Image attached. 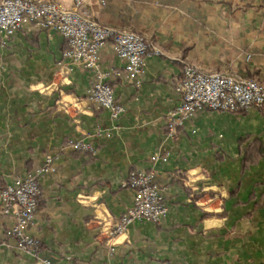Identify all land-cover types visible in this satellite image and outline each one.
<instances>
[{
	"label": "crops",
	"instance_id": "0c3cea01",
	"mask_svg": "<svg viewBox=\"0 0 264 264\" xmlns=\"http://www.w3.org/2000/svg\"><path fill=\"white\" fill-rule=\"evenodd\" d=\"M105 1L111 9L89 0L83 10L103 25L132 29L156 51L139 88L125 81L109 44L100 51L106 82L124 108L114 122L85 99L94 73L63 67L59 34L24 26L0 53V190L48 155L56 167L40 177L29 228L40 240L39 257L59 264H264V114L204 111L175 138L165 131L168 112L181 103L175 88L186 65L264 83V0ZM69 140L90 145V155L61 151ZM154 153L166 162L153 163ZM252 153L255 160L243 166ZM151 169L164 189L166 218L135 221L110 237L133 199L122 182L131 171ZM10 224L0 216V264H41L5 237Z\"/></svg>",
	"mask_w": 264,
	"mask_h": 264
},
{
	"label": "built area",
	"instance_id": "2783aa9c",
	"mask_svg": "<svg viewBox=\"0 0 264 264\" xmlns=\"http://www.w3.org/2000/svg\"><path fill=\"white\" fill-rule=\"evenodd\" d=\"M104 1L98 0L101 5ZM86 3L89 0H72L69 6L60 0H0V53L24 26L59 34L66 43L62 53L63 67L71 71L72 66H81L94 73L95 80L85 99L93 108L108 112L114 122L123 114L124 108L116 102L113 89L106 82V74L100 66V51L108 44L111 46L124 65L125 81L136 88L142 84L146 58L156 51L143 36L94 20L83 10ZM113 75L119 77L120 73ZM175 91L181 103L167 114L165 131L169 139L175 138L177 131L200 112H264V83L222 73H203L192 64L184 67ZM61 151L87 152L92 151V147L83 141L69 140ZM166 160L167 155L160 153L151 157L153 163ZM55 171L54 158L48 155L40 167L0 190V216L11 219L5 237L15 239L18 251L38 258L41 264H59L39 257L40 240L29 233L42 196L40 177ZM121 186L133 191V199L119 217L110 237L135 221L155 225L164 221L168 207L163 198L164 189L155 182L153 169L131 171Z\"/></svg>",
	"mask_w": 264,
	"mask_h": 264
},
{
	"label": "trees",
	"instance_id": "16d2710c",
	"mask_svg": "<svg viewBox=\"0 0 264 264\" xmlns=\"http://www.w3.org/2000/svg\"><path fill=\"white\" fill-rule=\"evenodd\" d=\"M102 9L105 11V10H107V9H111V4L109 5V1H104V3L102 4ZM117 8H119L118 6H114V7H112V9L113 10H119V9H117ZM126 9V8H125ZM65 45H66V43H65ZM66 49V48H65ZM240 112H244V111H240ZM259 112H261V113H263L264 114V112H262V111H259ZM81 153H83V154H86V155H90V151H87V152H77V151H74L73 152V154L76 156V155H79V154H81ZM254 154V155H253ZM261 155H264V152L263 153H259V156H261ZM255 153H252V154H248V157L246 156L245 158H243V160H242V164H243V166H245V165H248L249 163H251V162H253L254 160H255ZM35 170V169H34ZM34 170H28L29 172H33Z\"/></svg>",
	"mask_w": 264,
	"mask_h": 264
},
{
	"label": "rangeland",
	"instance_id": "374dc122",
	"mask_svg": "<svg viewBox=\"0 0 264 264\" xmlns=\"http://www.w3.org/2000/svg\"><path fill=\"white\" fill-rule=\"evenodd\" d=\"M121 30H125V29H121ZM127 30V29H126ZM128 31H132L133 32V30L132 29H129ZM135 32V31H134ZM138 34V33H137ZM140 35V34H139ZM193 65V64H192ZM195 66V65H194ZM198 68V67H197ZM231 76H234V75H231ZM235 77H237V76H235ZM238 78H241V77H238ZM241 79H246V78H241ZM244 112H246V111H244Z\"/></svg>",
	"mask_w": 264,
	"mask_h": 264
}]
</instances>
